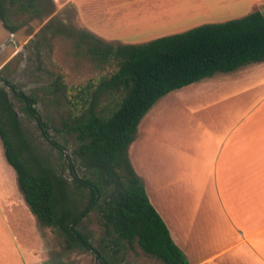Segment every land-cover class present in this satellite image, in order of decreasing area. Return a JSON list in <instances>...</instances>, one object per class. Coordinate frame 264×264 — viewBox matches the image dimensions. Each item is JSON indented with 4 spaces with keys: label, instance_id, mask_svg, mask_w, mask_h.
<instances>
[{
    "label": "rangeland",
    "instance_id": "1",
    "mask_svg": "<svg viewBox=\"0 0 264 264\" xmlns=\"http://www.w3.org/2000/svg\"><path fill=\"white\" fill-rule=\"evenodd\" d=\"M75 1L35 0L34 9L13 10L9 22L20 27L12 35L0 20L1 76L35 99L33 107L47 125L49 136L67 156L42 136L37 122L23 110L24 103L15 97L11 88L0 81V89L7 93L31 151L68 180L72 201L79 210L83 202L72 185L70 165L75 166L79 177L83 168L76 154L75 136L68 134L64 127L89 107L93 97H97V110L109 115L121 95L96 91L100 81L113 74L117 66L112 60L100 64L91 58L88 52L91 41H82L84 30L75 19ZM63 3L66 4L62 6ZM231 17L226 21L241 18ZM198 26L188 22L183 32ZM261 93H264V62L252 63L231 73H218L172 91L161 97L141 119L129 147L130 162L149 200L163 217L167 215L171 220L184 212L187 217L188 207L200 208L198 221L205 223L207 237L203 244L195 245L197 257L213 255L230 242L229 230L220 213L218 189L225 193L227 204H235L243 183L241 178L252 174L258 166L253 161L256 156L264 157L261 149L250 157L251 161L244 159L249 140L254 137L255 142L260 139L259 135L264 137L263 122L259 130L243 131L234 147L233 137L228 141L225 153L228 151L230 156L224 159L231 161L233 170L220 178L219 186V181L210 175L209 163L218 146L217 135L230 125L234 112H246L250 100ZM189 161L193 164L189 165ZM259 166L264 170V164ZM77 228L109 262L162 264L146 256L135 244L120 243L117 249L112 246L115 237H105L97 212H90ZM184 242L188 248V233ZM0 264H98L92 251L67 249L56 229L41 224L29 212L16 174L5 159L1 140Z\"/></svg>",
    "mask_w": 264,
    "mask_h": 264
},
{
    "label": "trees",
    "instance_id": "2",
    "mask_svg": "<svg viewBox=\"0 0 264 264\" xmlns=\"http://www.w3.org/2000/svg\"><path fill=\"white\" fill-rule=\"evenodd\" d=\"M34 1L0 0L3 28L15 33L20 26L9 22V14L36 8ZM81 36L82 41H91L88 52L92 59L100 64L112 60L117 66L113 74L100 81L97 93L121 95L109 115L97 110V97H93L89 107L64 127L75 136L76 154L83 168L79 177L75 166L70 165L72 185L82 197L81 209L72 201L68 180L31 151L21 121L7 93L0 89V140L28 210L38 222L56 229L67 249L90 250L98 264L114 263L77 228L92 211L98 213L105 237H115L111 241L115 248L120 243L135 244L162 264H189L151 204L128 150L141 119L161 97L218 73L264 62V17L255 10L241 18L203 24L142 44L106 43L87 32ZM0 81L8 84L1 76ZM11 88L24 103L23 110L37 122L42 136L67 156L49 136L47 125L33 107L35 99L15 90L14 85Z\"/></svg>",
    "mask_w": 264,
    "mask_h": 264
},
{
    "label": "crops",
    "instance_id": "3",
    "mask_svg": "<svg viewBox=\"0 0 264 264\" xmlns=\"http://www.w3.org/2000/svg\"><path fill=\"white\" fill-rule=\"evenodd\" d=\"M74 5L77 25L84 32L106 43L142 44L182 33L188 22L196 25L222 23L231 16L243 17L252 11H261L264 0H76ZM250 102L246 112H234L230 125L217 135L218 146L209 169L210 175L215 177L216 182L219 181L218 186L220 178L233 170L231 161L224 159L230 156L228 151L225 153L228 141L233 137L234 147L243 131L259 130L264 122V93L256 95ZM259 137L255 142L252 141L254 137L249 140L245 160L248 158L251 161L253 154L264 150V137ZM253 161L258 166L254 167L252 174H245L241 178L243 183L240 191H237L235 204H227L225 193L217 188L221 201L220 213L229 230L230 242L213 255H195V245L203 244L207 237L205 223L198 221L199 207H188L187 217V212H184V215L172 217L171 220L165 211L166 217H163L154 207L174 243L184 249L182 252L189 264H264V170L259 166L264 164V157L258 155ZM191 164L193 162L189 161ZM156 204L160 208L158 201ZM187 233L188 248L184 242Z\"/></svg>",
    "mask_w": 264,
    "mask_h": 264
},
{
    "label": "flooded vegetation",
    "instance_id": "4",
    "mask_svg": "<svg viewBox=\"0 0 264 264\" xmlns=\"http://www.w3.org/2000/svg\"><path fill=\"white\" fill-rule=\"evenodd\" d=\"M11 35H12V34H11ZM0 76H1V75H0ZM1 77H2V76H1ZM2 78H3V77H2ZM4 79H5V78H4ZM5 80H6V79H5ZM2 82H3V81H2ZM7 82H8V84H5L4 82H3V83H4L5 85H8V86L11 88V86H12L13 84H11L8 80H7ZM14 86H15V85H14ZM15 87H16V86H15ZM14 89H15V90H18L17 87L14 88ZM11 90H12V88H11ZM20 91H21V90H20ZM21 92H23V91H21ZM23 93H24V92H23ZM24 94H25V93H24Z\"/></svg>",
    "mask_w": 264,
    "mask_h": 264
},
{
    "label": "water",
    "instance_id": "5",
    "mask_svg": "<svg viewBox=\"0 0 264 264\" xmlns=\"http://www.w3.org/2000/svg\"><path fill=\"white\" fill-rule=\"evenodd\" d=\"M262 16L264 17V8L260 11Z\"/></svg>",
    "mask_w": 264,
    "mask_h": 264
}]
</instances>
